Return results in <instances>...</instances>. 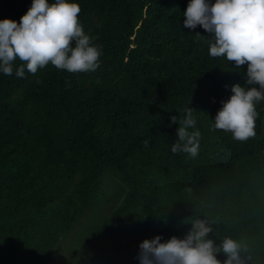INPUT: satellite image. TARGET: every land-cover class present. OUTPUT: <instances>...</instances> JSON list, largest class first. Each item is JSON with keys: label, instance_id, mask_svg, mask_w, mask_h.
Returning <instances> with one entry per match:
<instances>
[{"label": "trees", "instance_id": "16d2710c", "mask_svg": "<svg viewBox=\"0 0 264 264\" xmlns=\"http://www.w3.org/2000/svg\"><path fill=\"white\" fill-rule=\"evenodd\" d=\"M92 72L0 73V264H139L138 243L207 219L264 264V101L255 136L212 127L240 69L183 25L188 0H77ZM31 0H0L19 22ZM198 32V33H196ZM190 106L198 155L171 151ZM217 259H225L217 253Z\"/></svg>", "mask_w": 264, "mask_h": 264}, {"label": "clouds", "instance_id": "9594fccd", "mask_svg": "<svg viewBox=\"0 0 264 264\" xmlns=\"http://www.w3.org/2000/svg\"><path fill=\"white\" fill-rule=\"evenodd\" d=\"M81 9L77 0H31L19 22L0 19V73L23 78L25 69L36 74L49 64L68 72H92L99 66L101 48L78 20ZM183 25H198L210 34L209 54L225 57L240 69L246 65L244 83H233L227 99L221 100L212 127L230 132L233 139L246 141L255 136L256 105L264 101V0H188ZM198 33V32H196ZM192 107L185 109L179 123L173 153L183 152L195 158L201 133L195 129ZM183 238L173 235L162 240L157 234L138 243L139 264H245L250 256L247 245L226 236L219 245L209 238L213 231L207 219L194 218ZM223 253V261L217 259Z\"/></svg>", "mask_w": 264, "mask_h": 264}]
</instances>
